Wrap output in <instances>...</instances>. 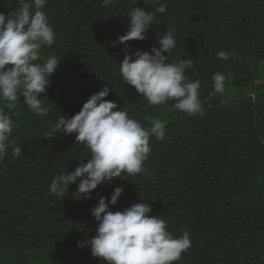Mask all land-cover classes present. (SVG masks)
Here are the masks:
<instances>
[{
    "label": "trees",
    "instance_id": "1",
    "mask_svg": "<svg viewBox=\"0 0 264 264\" xmlns=\"http://www.w3.org/2000/svg\"><path fill=\"white\" fill-rule=\"evenodd\" d=\"M160 4L165 13L155 12ZM18 7V0H0L6 16ZM136 7L155 13L146 38L113 47ZM43 11L56 40L41 55L60 62L41 97L47 116L31 112L22 96L15 109L5 107L22 156L13 158L9 148L0 160V264H106L83 242L96 235L91 210L116 187L123 192L110 210L148 203L149 215L165 219L174 236L188 230L191 247L175 264H264V0H47ZM167 29L176 36L170 62L195 63L186 75L201 82L200 113L177 111L174 100L150 105L120 76L125 54L151 53ZM219 51L235 58L220 59ZM217 72L234 78L223 95L209 97ZM105 86V99L145 128V116L167 121L165 138H150L148 174H122L98 185L90 199L73 198L79 179L64 198L52 195L54 176L74 171L91 154L75 133L44 134Z\"/></svg>",
    "mask_w": 264,
    "mask_h": 264
},
{
    "label": "clouds",
    "instance_id": "2",
    "mask_svg": "<svg viewBox=\"0 0 264 264\" xmlns=\"http://www.w3.org/2000/svg\"><path fill=\"white\" fill-rule=\"evenodd\" d=\"M113 0H103L109 5ZM19 7L13 15L0 13V160L11 148L13 158L22 156L21 146L12 139L14 122L11 111L22 96L23 103L35 115L47 116L50 109L41 97L50 86V77L60 59L41 55L45 47H51L56 32L43 11L47 0H18ZM166 5L160 4L155 12L165 13ZM129 29L112 42L126 44L132 40H144L145 33L155 21V13L143 8H132ZM27 26V27H26ZM158 37L160 47L151 53L137 51L127 53L120 62L119 73L126 85L133 86L138 95L144 96L150 105H163L174 100V109L188 115L202 111L199 96L200 80H190L186 70L195 63L190 58L170 62L169 57L176 47L174 30L167 29ZM164 53H168L167 56ZM218 58L228 60L234 53L219 51ZM232 73L217 72L213 75V91L209 97L225 93ZM110 90L107 86L92 94L78 113L71 118L64 115L56 119L44 136L54 138L60 131L65 135L75 133L79 142L91 154L87 163L79 162L74 171L54 176L49 186L52 195L64 198L69 187L79 179L75 199H90L98 185L111 182L123 174H148L144 166L151 154L150 138H165L167 121L154 116H145L149 127L145 128L133 118L127 109H118L117 103L106 100ZM7 102V103H5ZM264 143V139L261 141ZM123 188L116 187L110 198L101 197L91 210L98 222L96 235L84 245L90 246L91 254L106 264H175L191 247L188 230L174 236L167 229V221L151 216V205L135 203L122 211L110 210L122 195ZM82 246L78 243V247Z\"/></svg>",
    "mask_w": 264,
    "mask_h": 264
},
{
    "label": "rangeland",
    "instance_id": "3",
    "mask_svg": "<svg viewBox=\"0 0 264 264\" xmlns=\"http://www.w3.org/2000/svg\"><path fill=\"white\" fill-rule=\"evenodd\" d=\"M252 70H253V76L257 80L261 74V66L255 65L252 67ZM261 79L264 80V77H261Z\"/></svg>",
    "mask_w": 264,
    "mask_h": 264
}]
</instances>
